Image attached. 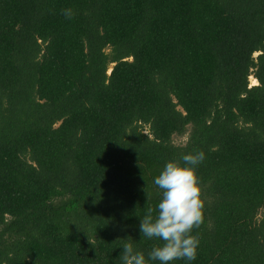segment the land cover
<instances>
[{"label":"trees","instance_id":"obj_1","mask_svg":"<svg viewBox=\"0 0 264 264\" xmlns=\"http://www.w3.org/2000/svg\"><path fill=\"white\" fill-rule=\"evenodd\" d=\"M199 151L172 264H264V0H0V264L147 259L154 180Z\"/></svg>","mask_w":264,"mask_h":264},{"label":"clouds","instance_id":"obj_2","mask_svg":"<svg viewBox=\"0 0 264 264\" xmlns=\"http://www.w3.org/2000/svg\"><path fill=\"white\" fill-rule=\"evenodd\" d=\"M63 14L67 19L73 17L71 9L63 10ZM204 159L205 154L199 151L182 156L183 165L168 162L164 166L154 180L162 192L161 200L155 209L145 207L146 214L140 223L142 237L159 240L161 244L153 247L146 259L132 243H125L120 256L122 264H150L151 261L172 264L178 259L196 260L200 240L193 235V230L205 222V201L197 168Z\"/></svg>","mask_w":264,"mask_h":264},{"label":"rangeland","instance_id":"obj_3","mask_svg":"<svg viewBox=\"0 0 264 264\" xmlns=\"http://www.w3.org/2000/svg\"><path fill=\"white\" fill-rule=\"evenodd\" d=\"M251 86H257L258 82L253 77L251 78ZM174 142L176 145H183L187 142V137H175Z\"/></svg>","mask_w":264,"mask_h":264}]
</instances>
